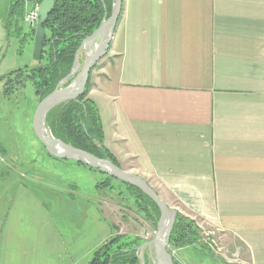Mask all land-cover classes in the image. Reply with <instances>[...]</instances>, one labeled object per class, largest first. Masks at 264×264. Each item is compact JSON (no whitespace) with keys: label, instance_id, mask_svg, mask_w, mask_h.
<instances>
[{"label":"crops","instance_id":"obj_1","mask_svg":"<svg viewBox=\"0 0 264 264\" xmlns=\"http://www.w3.org/2000/svg\"><path fill=\"white\" fill-rule=\"evenodd\" d=\"M89 82L119 167L215 233L220 252L203 242L215 255L169 244L174 264H264V0H123ZM35 112L21 127L33 146ZM38 157L9 153L0 136V264H88L113 235L156 236L160 218L147 217L128 188L131 196L112 193L116 178L107 179L109 201L65 189L71 201L53 210Z\"/></svg>","mask_w":264,"mask_h":264},{"label":"trees","instance_id":"obj_2","mask_svg":"<svg viewBox=\"0 0 264 264\" xmlns=\"http://www.w3.org/2000/svg\"><path fill=\"white\" fill-rule=\"evenodd\" d=\"M112 5L113 0H55L53 12L44 25L46 40L41 61L34 66H25L1 76L0 81L5 83V94L22 89L30 82L39 102L44 100L71 72L75 55L82 43L93 34L106 16L110 17ZM25 12V0H12L8 16L3 19L6 40L17 41L21 46L19 52L24 43H29L32 47L34 44L35 30L25 24ZM89 89L90 82L78 100L67 102L51 111L47 124L56 139L119 166L116 157L105 146L99 109L89 97ZM77 164L96 170L85 164ZM107 177L111 179L110 176ZM126 185L137 195L139 209L147 217H152L157 225L161 216L159 207L141 190ZM99 188L113 190L108 181L100 183ZM142 244L138 237L113 235L94 250L88 264H141L138 248ZM197 244L213 253L203 244L202 229L197 222L178 213L170 246L178 249Z\"/></svg>","mask_w":264,"mask_h":264},{"label":"water","instance_id":"obj_3","mask_svg":"<svg viewBox=\"0 0 264 264\" xmlns=\"http://www.w3.org/2000/svg\"><path fill=\"white\" fill-rule=\"evenodd\" d=\"M54 7L55 0H42L40 4V19L35 28L32 50V58L35 62H40L42 59L46 40L44 25L53 12ZM122 8L123 0H113L110 17L106 16L93 34L84 40L75 55L71 72L58 83L51 94L39 103L34 115V132L38 140L55 158L62 161H73L85 164L112 178H116L138 188L148 196L159 207L161 216L156 236L138 248L139 259L141 264H145L143 252L148 248L151 254L150 258L154 264H174L168 252V246L177 218V210L170 208L142 177L123 170L108 160L100 159L56 139L47 124V117L51 111L67 102L78 100L84 93L92 70L108 52L115 29L121 17ZM82 55L84 56L83 63H81L80 58Z\"/></svg>","mask_w":264,"mask_h":264},{"label":"rangeland","instance_id":"obj_4","mask_svg":"<svg viewBox=\"0 0 264 264\" xmlns=\"http://www.w3.org/2000/svg\"><path fill=\"white\" fill-rule=\"evenodd\" d=\"M11 2L12 0H0V76L7 75L16 69L36 64L32 58L31 51L33 47L31 44L24 43L21 52H19L18 50L21 46L17 41L8 42L6 40L3 19L8 16ZM33 2L38 5L41 4L39 0H33ZM31 29L35 30V28ZM80 58L81 63H83L84 56L82 55ZM36 106L37 97L30 82L24 88L9 93L7 96L3 93V88L0 85V108L4 112L0 115V136L5 140V147L8 152L18 153L21 156L23 154L39 156L34 166L38 170L36 178L38 177L37 179H41V181L52 186L50 201L52 202L53 210H55V203L59 202V198L63 199L64 197L68 198L66 199L68 202L71 201V196L77 200V196L83 195L91 197L104 196L102 201H109L108 194L111 191L108 193L107 190H101L98 187L100 183L107 181V176L100 174L98 175L99 179H97L96 176L87 174L84 168L78 167L77 163L72 161H68L72 163H65V161L50 159L40 141L36 140L33 146L31 140L24 135L21 127L24 123L31 120L33 112L37 109ZM2 156L7 155L2 154ZM111 184L115 187L112 193L118 194L120 192V195L124 197L131 196L124 182L118 179H111ZM65 189L71 191L72 195L64 196L59 194ZM48 192L46 191V194ZM46 197L49 196L46 195ZM214 249L217 250V247H214ZM213 254L215 255L214 252ZM183 257L188 262L185 254Z\"/></svg>","mask_w":264,"mask_h":264},{"label":"built area","instance_id":"obj_5","mask_svg":"<svg viewBox=\"0 0 264 264\" xmlns=\"http://www.w3.org/2000/svg\"><path fill=\"white\" fill-rule=\"evenodd\" d=\"M26 4H28L30 1L32 3V7L29 8L28 12L25 14L24 22L29 28H36L37 24L39 23V8L40 5H38L36 2H33V0H25ZM202 237L203 242L206 243L210 248L217 247V252H220L219 243L216 239L215 233L211 230H202ZM224 256V253L221 252ZM225 257V256H224ZM232 260L237 261L236 255L232 256Z\"/></svg>","mask_w":264,"mask_h":264}]
</instances>
